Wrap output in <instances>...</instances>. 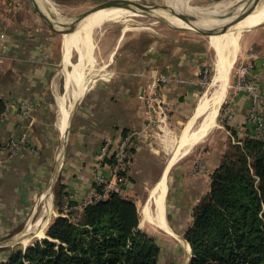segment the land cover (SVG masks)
Masks as SVG:
<instances>
[{
  "label": "crops",
  "instance_id": "crops-1",
  "mask_svg": "<svg viewBox=\"0 0 264 264\" xmlns=\"http://www.w3.org/2000/svg\"><path fill=\"white\" fill-rule=\"evenodd\" d=\"M52 1L59 3L65 12H72L76 6L89 2ZM28 3V0H0V31L7 35L0 45V97L6 103L28 101L34 104L28 115L12 109L0 122V240L12 234H15L14 239L32 235L29 220L34 217L35 222L41 217L47 194L51 196V214L55 213L58 205V192L62 193V206L74 201L71 206L83 212L81 205L95 186L96 176L110 175L108 162L101 159L103 145L108 140L114 147L125 136L131 137L134 151L121 194L136 201L142 187L150 176H154L152 166L156 157L149 144V137L156 130L152 120L167 118V115L174 120L182 119L196 96L201 71L198 54L202 51H194L187 43L164 52L149 49L139 73H132L122 80L114 78L94 84L85 92L77 90L76 104L66 114L59 108V102L67 95L54 92V79L58 74V62L54 59L55 37L42 25L40 17L32 12ZM61 47L63 65L64 47ZM238 57L239 64L253 63L252 73L258 77V85L264 91V24L247 37ZM163 73L169 77V83L159 82L152 88L153 80ZM230 94L228 101L231 102L232 113L228 124L239 138H243L251 132L247 121L250 97L245 91H236L235 88ZM70 98L71 94L67 99ZM160 103L165 108L164 114L158 109ZM24 133L28 134L38 153H32L25 147L9 157L3 146L11 138ZM219 149L206 153L209 178L221 162L225 148ZM165 169L159 174L166 175L164 215L170 228L181 235L182 225L188 227L191 224L193 209L200 200L195 191L197 195L191 197L192 213L184 214L183 185L178 183L177 187L181 188H177L179 193L171 200L173 210L170 214L167 180L170 169L164 174ZM41 210L43 212L39 213ZM51 214L47 216L48 223L54 220ZM189 214L190 218L185 220V215L189 217ZM142 216L144 221L148 220ZM24 223L26 226L22 230L20 226ZM139 227H142L140 223Z\"/></svg>",
  "mask_w": 264,
  "mask_h": 264
},
{
  "label": "trees",
  "instance_id": "trees-1",
  "mask_svg": "<svg viewBox=\"0 0 264 264\" xmlns=\"http://www.w3.org/2000/svg\"><path fill=\"white\" fill-rule=\"evenodd\" d=\"M5 103L0 97V114ZM227 128L237 142L224 150L209 191L193 209L184 235L192 249L188 264H264V141ZM140 217L133 199L112 192L85 206L78 221L55 217L49 238L0 264H159L161 246L139 227Z\"/></svg>",
  "mask_w": 264,
  "mask_h": 264
},
{
  "label": "rangeland",
  "instance_id": "rangeland-1",
  "mask_svg": "<svg viewBox=\"0 0 264 264\" xmlns=\"http://www.w3.org/2000/svg\"><path fill=\"white\" fill-rule=\"evenodd\" d=\"M103 1L104 0H89V2L82 4V6L79 5L80 7L76 6V9L72 12H65L61 5L57 2H53V4L58 8L59 11L53 10L50 4L47 5V8H51L53 12L55 11L54 14L57 15L61 20L69 22L72 18L84 12L90 11ZM136 1L142 3L165 4V0ZM216 1L220 0H190V3L211 5ZM28 2L32 12L40 17L39 19L42 25L51 30L45 20L35 9L32 0H28ZM235 10L236 9L232 8L227 10L226 13L229 12L228 14L232 15ZM228 14H216L213 15V17L222 18ZM263 24L264 22L254 28L245 30L242 34L237 57L232 70H230L228 90L224 96V101L219 108L216 118L217 125L212 128L203 141L193 146L186 156L180 158L169 168L170 170L167 175V180L169 182L168 212L170 214L173 210L172 206H170L171 200L175 198L176 194L179 193V189L177 190V188H181L177 187L178 183L183 185V213H192L193 202L191 201V197L198 194L199 200H201L210 189L209 168L207 167L208 156L206 153L214 150L217 151L219 148H225V150H227L230 144L237 142V138L232 134L231 129L227 128L229 113L226 111V105L228 104V99L231 95L230 93L234 89V84L237 81L236 71L239 64L238 56L240 54V50L245 46L247 37L253 34L257 28ZM51 33L55 37L54 59L58 62V74L54 79V92H59L58 95H60V93L61 95L65 94L67 97L72 94L74 89L85 92L94 84L110 81L114 78L122 80L123 77L128 78L132 73H139L144 67V61H146V54L148 53L149 49H153L154 51L156 50V52H164L175 48L177 45L183 46V43H187L189 47L191 46V48H194V51L195 49L197 51H202L201 53L198 52V61L201 71H199L198 74L196 96L188 106L187 110L183 113L182 119L174 120L170 118L169 115H167V118L160 117L161 120L155 118L156 120L152 122L156 130L154 129V133L149 137V144L152 145L151 151L156 157L153 160L152 166L154 176H150V179L146 185L142 187L141 194L135 198L137 201L135 202L137 203V206L140 210L141 203L149 200L148 197L151 194V190L155 184V181H157V179H161L162 176H159L160 171L165 169L169 164L171 155L174 153V151H176L175 149H177L176 145L178 142V137L188 123L187 121H189L190 117L193 115L194 109L197 106L200 98L204 94L211 95L214 90L219 88V86H217L214 81V75H216L217 71V55L216 51L211 46L213 39L212 34L209 36L203 35L196 30H190V28L186 29L185 27L174 26L162 18L151 17L143 14H134L122 20H112L106 22L102 26L96 28L95 31L94 40L96 47L94 49L95 63L93 68L87 75H85L86 78L84 81L81 80L80 85L79 81L77 84H74L70 81L68 86H64V80L66 79L67 73L65 71H71L73 69L78 55L76 52H74L72 58L66 65L67 67H64L61 61V46H63V37L61 38L59 33L53 32L52 30ZM200 122L201 120L198 119L194 123L193 127H197ZM249 134H251V132ZM233 136L235 138H233ZM195 191H197V194L194 193ZM58 209L62 210L61 203L56 205L55 213L53 212V214H51L53 215L52 219L57 217L56 214L61 211H58ZM41 212L42 210L39 213ZM69 215L72 219L77 218L81 215V209L74 207L70 210ZM187 215H185V220L190 218V214L189 217H187ZM33 220L34 217L29 221ZM52 222L53 220H49L44 236H34V238H30L26 246H23L20 240H13L15 234L6 236L5 240H0V262L5 261L12 252L16 250L25 251L28 246L46 238L47 229ZM25 226L26 223L21 224L20 227L23 230ZM182 226L183 234L182 232L180 233L181 236L186 240L184 236L186 231L185 229H187L189 226L187 227L186 224ZM177 227L179 226L177 225ZM141 229L146 231L149 235L155 237L159 242L161 246L159 264H188L190 262L192 256L191 246L190 251H188L185 242L179 241L173 237H169L161 227L155 226L153 224L145 223V225H142ZM175 233L177 232L175 231Z\"/></svg>",
  "mask_w": 264,
  "mask_h": 264
},
{
  "label": "bare ground",
  "instance_id": "bare-ground-1",
  "mask_svg": "<svg viewBox=\"0 0 264 264\" xmlns=\"http://www.w3.org/2000/svg\"><path fill=\"white\" fill-rule=\"evenodd\" d=\"M37 1L43 10H46V4H50L53 10L59 11L58 8L53 4L52 0ZM165 4L175 9L178 13L184 15L189 20V23L175 16L168 10L161 8L152 9L150 7H145L141 11L135 12L133 10L138 9L140 6L139 1L121 0L111 5H107L102 9L84 12L80 14L81 16L78 15L80 17L76 16L72 18L68 23L79 22V25L75 31L63 35L64 67H67L66 65L72 58L74 52H76L78 55L73 69L71 71H65L67 72L66 85H69L70 81L74 84H77L79 81L80 84L81 80L84 81L86 78L85 75H87L93 68L95 63L94 49L96 47L94 40L95 31L96 28L102 26L106 22L112 20H122L134 14H143L151 17L162 18L174 26L190 28L192 30H195L194 27L205 28L211 30L214 33L212 34L213 39L211 42V46L216 51L217 55V71L216 75H214V81L219 79L218 74H220V71H223L221 74L222 76L220 77L222 87L214 90L211 95L204 94L200 98L195 113L190 117L189 121H187L188 123L178 137V142L176 145L177 149H175L176 151H174V153L171 155L170 162L164 174L168 173V170L172 164H174L180 158L186 156L193 146L203 141L212 128L217 125L216 118L228 88L227 80L229 76V68L232 70L236 60L242 34L245 30L254 28L264 22V0H220L214 2L211 5L191 4L190 0H165ZM232 8L236 10L230 16H225L222 18L213 17V15L216 14H225L227 10ZM76 100L77 89H74L70 100L67 99V97H63L61 99L59 102V108L61 107V110L68 114L74 108ZM198 119H200L201 122L197 127H193L194 123ZM166 190V175H163L158 183L152 188L149 200L144 204L141 203L140 224L142 226L145 223L150 222V224L161 227L169 237H173L179 241L185 242L187 250L190 251L189 243L179 233H175V231L170 228L168 222L165 219L163 199ZM49 197L51 196L47 194L45 200L46 202L43 208L44 212L42 211V215L44 216L40 215L41 217L35 222L31 221L28 223L32 235L35 234L37 237L44 236L46 226L48 225L47 216L48 214H51ZM152 204L153 206H151ZM142 215H144V217L148 220L144 221ZM32 235L29 237H17L14 240H20L23 246H26Z\"/></svg>",
  "mask_w": 264,
  "mask_h": 264
},
{
  "label": "built area",
  "instance_id": "built-area-1",
  "mask_svg": "<svg viewBox=\"0 0 264 264\" xmlns=\"http://www.w3.org/2000/svg\"><path fill=\"white\" fill-rule=\"evenodd\" d=\"M6 37V33L0 31V45ZM252 71V62H241L238 64V69L236 71L237 81L234 84V88L236 91H245L249 95L251 104L247 114V121L250 123L251 127L250 135L264 141V91L259 87L258 77L253 75ZM169 81V77L163 73L158 75L153 80L151 87L155 88L158 86L159 82L169 83ZM33 107L34 104L28 101L8 102L0 114V122H2L9 115L12 109H19L23 115H28ZM158 109L164 114L165 108L161 103ZM226 111L229 113L228 116L230 117L232 113V105L230 101H228V104L226 105ZM159 120L161 119L159 118ZM152 121H154V119ZM130 142V136L122 138L114 147H112L113 142L111 143L109 140L105 142L102 148L101 159H105V161H107L109 157L113 158L112 163L107 161L110 167V175L99 174L96 176L95 186L91 188L90 194L84 199L81 205L83 211L84 207L88 204L105 199L112 192H122L123 184L127 180V173L129 171V165L133 155ZM25 147H28L32 153H38L37 147L32 144L28 134L26 133L18 137L11 138L3 146V148L9 152V157L18 154ZM98 185L102 186L101 189L97 187ZM73 208L74 206H71V204L65 203L62 206V210L59 215L71 218L69 212ZM82 213L83 212H81V215ZM80 216L74 219L71 218V220L78 221Z\"/></svg>",
  "mask_w": 264,
  "mask_h": 264
},
{
  "label": "water",
  "instance_id": "water-1",
  "mask_svg": "<svg viewBox=\"0 0 264 264\" xmlns=\"http://www.w3.org/2000/svg\"><path fill=\"white\" fill-rule=\"evenodd\" d=\"M32 1L34 3V6L36 7L37 11L41 15V17L45 20V22L48 24L49 28L53 32L59 33L62 36L63 34L71 33L73 31H75L77 26L79 25V22H77V23H68V22H65V21L61 20L57 15L54 14V12L51 10V8H47L46 7V10H43V9H41L40 4H39V2L37 0H32ZM117 1H121V0H104L103 2H101L97 6H95L93 9H91L90 11L102 9L105 6L111 5V4H113V3L117 2ZM46 6H47V4H46ZM145 7H150L152 9L161 8V9L168 10L169 12L173 13L175 16H177V17L181 18L182 20H184L185 22L189 23V20L184 15L178 13L175 9H173L172 7L167 6L166 4L142 3V2H140L139 8L136 9V10L134 9L133 11L139 12ZM228 13H225V14H222V15H226ZM80 16H78V17H80ZM227 16H230V15L228 14ZM194 28H195V30L197 32H199V33H201L203 35H208L209 36V35L213 34V32L211 30H208V29H205V28H199V27H194ZM186 29H189V28H186ZM190 30H192V29H190ZM222 73H223V71H220V74H218L219 79H217L215 81L216 85L219 86V87H222V82H221V79H220V77L222 76L221 75ZM229 75H230V72H229ZM228 81H229V76H228L227 83H228ZM165 171H166V169L164 170L163 173H165ZM148 198H150V195H149ZM46 238H49V237L46 235Z\"/></svg>",
  "mask_w": 264,
  "mask_h": 264
}]
</instances>
